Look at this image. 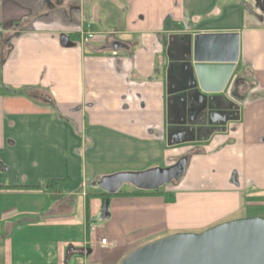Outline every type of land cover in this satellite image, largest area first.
Masks as SVG:
<instances>
[{
	"label": "crops",
	"instance_id": "0c3cea01",
	"mask_svg": "<svg viewBox=\"0 0 264 264\" xmlns=\"http://www.w3.org/2000/svg\"><path fill=\"white\" fill-rule=\"evenodd\" d=\"M232 31L239 59L213 95L214 110L236 103L234 116L176 140L196 100L192 36ZM0 43L2 86L31 99H9L12 110L0 95V264H113L158 237L235 218L243 192L253 201L264 192V11L253 0H0ZM243 74L236 97L231 82ZM181 157L185 172L165 190L173 202L89 192L109 174L102 167ZM44 180L57 182L30 188Z\"/></svg>",
	"mask_w": 264,
	"mask_h": 264
},
{
	"label": "water",
	"instance_id": "95a60500",
	"mask_svg": "<svg viewBox=\"0 0 264 264\" xmlns=\"http://www.w3.org/2000/svg\"><path fill=\"white\" fill-rule=\"evenodd\" d=\"M264 11V0H253ZM62 45H69L61 43ZM239 32L196 33L192 36L190 64L194 83L211 96L221 93L239 59ZM191 127L181 142L195 141ZM186 157L175 163L142 171H119L103 175L96 187L114 194L123 183L153 191L178 180L185 172ZM91 249L83 250L89 254ZM117 264H264V217H239L213 224L198 232H174L141 244L127 252Z\"/></svg>",
	"mask_w": 264,
	"mask_h": 264
},
{
	"label": "flooded vegetation",
	"instance_id": "af4514ba",
	"mask_svg": "<svg viewBox=\"0 0 264 264\" xmlns=\"http://www.w3.org/2000/svg\"><path fill=\"white\" fill-rule=\"evenodd\" d=\"M71 33H74V32H71ZM4 43H0V65L2 62L1 61L2 56L5 53L3 46L5 45V47L9 48V45H10V42L8 40H7V42L4 41ZM244 79H246L245 83L248 84L247 77L245 74H243V77L239 76L237 78H234L233 81L231 82V86L233 87L232 92H233L234 96L237 95L236 94L237 87L244 84V81H243ZM249 84H250L249 88L251 89L253 86V83L249 82ZM240 96L243 97V95H240ZM195 98H196V100L193 102V104L190 105V108H191L190 110L193 111V113L190 116L191 117L190 121L186 125L178 126L172 132L173 134L171 135V137H174L176 140H180L182 138V136L188 135L191 127H194V129H195V132H194L195 133V139H197L198 137L204 136L209 130L208 126L206 125V119H209L211 122H213L211 127L220 129L221 125H219L217 123H221L222 120H226V119L232 118L234 116L236 103L230 104L228 111L221 112V111H217L216 109L214 110V107L216 106L218 101L222 98L221 96L220 97L217 95L208 96V98H206V102H207V100L209 102H207V104H205V102H204L205 99H203V95L201 94V92L197 88V93H196ZM234 100H235V102L237 101L236 98ZM208 107H209L208 113H205V109ZM195 115H196L197 120L193 119Z\"/></svg>",
	"mask_w": 264,
	"mask_h": 264
},
{
	"label": "rangeland",
	"instance_id": "374dc122",
	"mask_svg": "<svg viewBox=\"0 0 264 264\" xmlns=\"http://www.w3.org/2000/svg\"><path fill=\"white\" fill-rule=\"evenodd\" d=\"M177 27L179 28V26H177ZM2 84L3 83H2L1 74H0V95L3 98H5V101H4V107L5 108L9 107L12 110L13 109H17V107H18L17 104L19 102L11 104L9 102V99H11V98H15V99L25 98V99L31 101V99L28 97V92L26 90H24V88H16V89L15 88H10V89H7L6 87L2 86ZM194 143L198 144V142H194ZM150 167H152V164L151 163H145V162H143V163H135V164L134 163H132V164H118L117 167H107V166L106 167H102L101 169H99V172L104 171V173H109V174H112V173H115V172H119V171H133V172H137V171L146 170V169H148ZM159 167H166V164L164 162L163 163L160 162L159 163ZM118 169H121V170H118ZM171 185H172V183H171ZM168 186H170V184L164 185V186H162L160 188H161L162 191H165L166 188H168ZM133 188L134 187L131 184L123 183L120 186L119 189L121 191H131ZM94 191H98V188H94L93 189L91 187L89 189V192H94ZM247 193H250V195L251 194H255L253 189H251L250 187L248 188ZM244 194H245V192H243L241 194L242 203L240 204V208H239L238 212L234 213L232 215V217L239 218V217H247V216H255V215H259V216L260 215H264V201H262L263 198H264V192H261L260 195H251V196L255 197L254 201L253 200H249L248 198L247 199L244 198V196H245ZM256 196H259V197L256 198ZM260 197H263V198L259 200ZM91 213H92L91 215H96V216H94V218L98 219L97 212H91ZM231 219H234V218H231ZM228 220H230V219H228ZM221 222H223V221H221ZM26 230H25V232H23V234H27L28 235L29 232L26 231ZM32 233L35 234L34 231H32ZM27 252L28 253L32 252V254H34V252L31 249H27ZM90 253H92V252H90Z\"/></svg>",
	"mask_w": 264,
	"mask_h": 264
},
{
	"label": "trees",
	"instance_id": "16d2710c",
	"mask_svg": "<svg viewBox=\"0 0 264 264\" xmlns=\"http://www.w3.org/2000/svg\"><path fill=\"white\" fill-rule=\"evenodd\" d=\"M73 36L75 37L76 35L74 34ZM54 182H57V181L56 180H44V181L39 182L37 185L31 186L30 188H42V187L46 188ZM136 193H139V194H144V193H147V194H164L163 198H164L165 202H173V200H174L173 194L171 192L168 193V192L162 191L161 188L153 190V191H144V190H138V189L133 188L131 191H124V192L118 191L114 194H109V193H106L104 191H101L99 193V195L102 196V198H103L102 200L104 201L105 198L110 199V197L113 195H120V194L121 195H128V194H136ZM129 251L130 250L127 249L120 257H118L113 262V264H117L119 262V260Z\"/></svg>",
	"mask_w": 264,
	"mask_h": 264
},
{
	"label": "built area",
	"instance_id": "2783aa9c",
	"mask_svg": "<svg viewBox=\"0 0 264 264\" xmlns=\"http://www.w3.org/2000/svg\"><path fill=\"white\" fill-rule=\"evenodd\" d=\"M78 34L80 35L81 39H91L94 34L90 31V25L89 24H84L82 21L78 25ZM95 228L94 226L90 227V232H92V235L94 234ZM96 236H92L91 241H98L101 245H107L108 242L106 238L101 237L99 239H95Z\"/></svg>",
	"mask_w": 264,
	"mask_h": 264
}]
</instances>
